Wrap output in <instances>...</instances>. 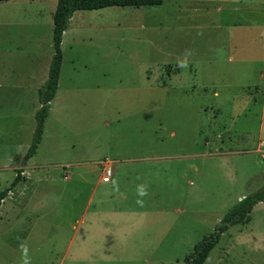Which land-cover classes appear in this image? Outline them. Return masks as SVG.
Listing matches in <instances>:
<instances>
[{
    "label": "rangeland",
    "instance_id": "1",
    "mask_svg": "<svg viewBox=\"0 0 264 264\" xmlns=\"http://www.w3.org/2000/svg\"><path fill=\"white\" fill-rule=\"evenodd\" d=\"M56 2L0 3L8 82L44 84ZM61 51L41 141L24 163L34 103L0 89V116L16 112L0 124V191L11 166L24 170L0 207V264H22L20 240L31 264H184L264 183V0L75 11ZM202 264H264V201Z\"/></svg>",
    "mask_w": 264,
    "mask_h": 264
},
{
    "label": "trees",
    "instance_id": "2",
    "mask_svg": "<svg viewBox=\"0 0 264 264\" xmlns=\"http://www.w3.org/2000/svg\"><path fill=\"white\" fill-rule=\"evenodd\" d=\"M4 1L9 0H0V2ZM162 2L163 0H57L53 13L52 28L54 52L46 80L37 92L40 105L34 115L35 128L30 146L24 154V162L35 154L37 146L41 141L44 122L50 109V103L55 97L58 88L62 60V36L64 31L69 27L73 13L79 10H98L110 6L150 7L161 5ZM21 172L22 169H17L16 175L9 186L0 191V205L7 194L22 179ZM260 201H264V183L258 190L240 199L226 212L221 220V224L216 227L215 232L194 245L192 252L185 257L184 264H202L217 243L220 234L227 230L230 225L248 222L252 208Z\"/></svg>",
    "mask_w": 264,
    "mask_h": 264
},
{
    "label": "crops",
    "instance_id": "3",
    "mask_svg": "<svg viewBox=\"0 0 264 264\" xmlns=\"http://www.w3.org/2000/svg\"><path fill=\"white\" fill-rule=\"evenodd\" d=\"M0 3H3V2H0ZM57 3V2H56ZM3 18V17H2ZM70 21H71V19H70ZM10 24V22L9 21H7V19L5 18V19H0V25H2V26H7V25H9ZM8 49L6 48V47H3L2 49H1V51H4V53L7 51ZM41 87V85L40 84H38V83H35V82H28V81H25L24 83H14V82H11V81H7L6 80V78H4V77H1L0 76V89L1 88H6L5 90H4V94L6 95L7 93H10L12 90H13V92L9 95V100L11 101V98L13 97V96H15L16 97V94L19 92V93H21V94H23L24 93V99H26V97H27V94H30L29 95V99L30 100H32V102L34 103V104H32V108H31V114H35V112H36V108L37 107H39V105H37V102H36V99H35V94H37V92H38V89ZM26 103H28V105H29V103L30 102H28L27 101V99H26ZM31 104V103H30ZM37 105V106H36ZM9 111H10V108H9ZM14 115H16V112L15 113H13L12 114V112L10 111L9 112V114L7 115V114H5L4 116H0V124H2L1 125V128L3 129V128H8L9 127V125L11 124V121L13 120V118L14 117H16V116H14ZM21 119L23 118V115H21V117H20ZM20 119V120H21ZM24 119H25V117H24ZM3 121V122H2ZM1 140V139H0ZM1 142V141H0ZM21 158V155H19V157H18V160ZM22 163H24V160H23V162ZM24 168H25V170H26V166H23ZM5 168H6V166H5V163L2 161V159H1V157H0V175L2 174V173H5L3 170H5ZM8 168H10V167H8ZM11 169H14V171H16L17 169H20V167H17L16 165H14V166H11ZM24 172V170H22V172L21 173H23ZM9 194H12V192H10ZM3 203V202H2ZM2 203H1V205H2ZM1 205H0V207H1Z\"/></svg>",
    "mask_w": 264,
    "mask_h": 264
},
{
    "label": "clouds",
    "instance_id": "4",
    "mask_svg": "<svg viewBox=\"0 0 264 264\" xmlns=\"http://www.w3.org/2000/svg\"><path fill=\"white\" fill-rule=\"evenodd\" d=\"M180 67H186V62H181ZM147 192L146 190L141 186L139 189H138V195L139 196H144L146 195ZM140 201H138L139 203ZM19 249H20V252H21V261H22V264H31V257L29 256V249H28V246L26 244L25 241L23 240H20L19 241Z\"/></svg>",
    "mask_w": 264,
    "mask_h": 264
},
{
    "label": "built area",
    "instance_id": "5",
    "mask_svg": "<svg viewBox=\"0 0 264 264\" xmlns=\"http://www.w3.org/2000/svg\"><path fill=\"white\" fill-rule=\"evenodd\" d=\"M101 164H102L101 181L110 182L112 179V175H113L111 161L103 160ZM63 174H64V178H67L68 171H64Z\"/></svg>",
    "mask_w": 264,
    "mask_h": 264
}]
</instances>
